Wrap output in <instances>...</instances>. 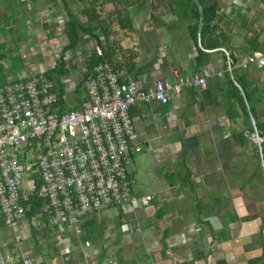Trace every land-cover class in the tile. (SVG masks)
<instances>
[{"label":"crops","instance_id":"1","mask_svg":"<svg viewBox=\"0 0 264 264\" xmlns=\"http://www.w3.org/2000/svg\"><path fill=\"white\" fill-rule=\"evenodd\" d=\"M64 1L79 20L85 19L80 11L81 2ZM236 3L235 0L229 2ZM41 4L43 6L39 7ZM239 4L244 7L246 3L239 0ZM61 5L60 0H0L6 18H11L15 11L22 14L17 29L8 27L10 24L3 26L14 30H8L10 38L19 39L16 52L22 59V67L13 72L35 70L40 66L45 70L53 63L46 43H38V51L27 44L34 41L37 27L47 36L54 24V33H58V20L65 19ZM102 8L97 9L101 18L110 12L112 5L104 3ZM146 9H128L132 29L119 28L114 23L111 26L112 60L116 68L110 65L119 82L132 77L140 85L150 86L155 79L171 78L172 69L185 75L203 73L208 68L223 69L222 74L208 73L203 88H184L165 104L154 101L132 103L128 108L133 125L132 141L141 146L139 151L150 147L155 157L154 165L148 167L149 174L158 181L155 189L146 191L152 194L151 200L144 208H135L128 214L117 211L113 214L111 209H106L84 216L78 222L77 230L65 226L60 229L49 227L50 237L40 239V244L46 247L37 243L32 245L26 230L17 240L8 237L3 245L8 241L11 245L13 241L17 242V258L29 256V264H108V259L111 260L109 264H247L248 259L259 253V216L255 215L258 211L249 209L240 186H231L233 175L223 167L222 156L216 154V150L232 143L230 137L231 141H226L227 138L223 140L222 136L225 127L230 129L229 125H224V121L228 123L229 120L224 112V73H229L234 63L230 64L227 54L229 67L224 65L217 47L218 50L204 49L206 63L194 67L195 50L187 37L185 23L166 16L169 29L153 28L144 20L149 15ZM36 21L40 23L38 26ZM41 23L45 25L41 26ZM53 37L49 36V39L57 40ZM35 38L37 40L38 36ZM163 38L172 39L174 45L163 43ZM83 40L91 45L86 35L81 34L72 59L67 61V75L76 73V78L86 61V52L81 46ZM35 54L43 62L36 68ZM6 61L10 60L3 61L5 67L9 66ZM144 63L148 64V69L139 68ZM129 64L132 69L126 71L124 65ZM250 67L255 68L249 66L247 70ZM233 83L236 84L234 80ZM262 83L257 82V85ZM67 97L70 98V93ZM174 134L176 138H172ZM162 137L167 140L162 141ZM87 232L84 240L79 238ZM1 244L0 254H5ZM102 248L104 254L97 262ZM12 262L7 260L5 264Z\"/></svg>","mask_w":264,"mask_h":264},{"label":"built area","instance_id":"2","mask_svg":"<svg viewBox=\"0 0 264 264\" xmlns=\"http://www.w3.org/2000/svg\"><path fill=\"white\" fill-rule=\"evenodd\" d=\"M64 44V39L52 41V60L60 54L69 60L68 49L61 53ZM239 65L257 68L264 83V50H251ZM43 71L41 66L17 70L0 82V227L10 229L15 240L22 235H15L17 230L29 227L25 211L33 195L43 200L44 224L56 229L77 230L84 216L111 207L120 214L144 208L152 194L133 192L126 171L131 154L141 149L132 141L129 106L165 104L184 88H203L208 73L221 75L223 69L190 75L172 69L171 78L142 86L132 77L119 82L111 65L99 61L84 79L62 77L61 94ZM77 85L82 93L75 91ZM68 100L73 107L64 109ZM9 254H0V264ZM30 259L22 257L23 264Z\"/></svg>","mask_w":264,"mask_h":264},{"label":"trees","instance_id":"3","mask_svg":"<svg viewBox=\"0 0 264 264\" xmlns=\"http://www.w3.org/2000/svg\"><path fill=\"white\" fill-rule=\"evenodd\" d=\"M60 1L62 2L61 8L65 16L58 31L65 39V44L61 47V53L68 49L70 54L73 55L81 34H85L86 39L91 41L89 51L86 54L84 70L80 71L78 79H84L88 71L91 70V67L99 61H106L111 64L113 68H116V66H114L115 62L112 60V42L110 39L111 26L114 23L119 28L132 29L128 17L129 8L139 10L145 7V9L148 8L150 11L157 10L156 12L149 13L153 28L160 26L164 27L166 30L169 29L170 25L164 19L166 16H171L174 21L185 23L187 37L191 40L195 50L193 66L196 68L204 66L206 63L207 52L204 49L211 50L212 48L219 47L224 65L226 64L224 63L226 58L225 53H227L230 58V64L237 61V57H235L230 50H227L228 47L230 48L228 44L230 36L225 29L228 28L230 21L228 14L230 12L229 9H223L218 0H75L81 2L80 11L85 16V19L82 21L69 10L66 1ZM104 3H110L112 9L101 18L99 17L97 9L103 10L102 6ZM263 6L264 5H262V8ZM1 19H3L2 16H0V32L4 30ZM42 25L44 26L45 23H42ZM53 26L54 24H51L47 37L50 36L51 38L55 36ZM8 30L11 31L10 29H7V31ZM24 36L25 35L22 37ZM256 38L257 35L253 34L252 37L248 39V50H255ZM18 40L17 38H10V41L13 43L12 46H10V44L7 46L5 42H0V82L5 79L7 74L22 67L20 54L13 52L17 46ZM6 59L10 60L9 66L7 67L3 65V61ZM144 64V66L139 68L148 69V64ZM124 67L127 68L126 71H130L132 69V64L124 65ZM254 69L259 71L257 68ZM68 72L69 67L67 65V60L63 59L60 54L57 59L53 60L52 64L45 68L42 74L53 82L57 93L61 94L63 90L60 79L66 76ZM224 76L225 84L227 85V89H225L224 112L227 118L232 120L233 124L236 123V120H239L238 126L235 125L233 128L229 129V137L242 147L249 140L255 141L252 137L255 130L261 133L259 151L254 146V143H250L251 157L256 163L255 169L252 175L245 178L240 184L241 188L244 184L259 186L257 193L258 197L254 199L262 201L263 205L262 208L255 213V215L259 216L257 235V242L260 248L259 253L247 261V264H256L261 258L264 259V239L261 232L262 226H264V210L261 212L264 208V109L262 106L264 83L258 88L257 79H253L249 83V81H245L243 76H239L236 79L234 77H229L227 73H224ZM232 79L235 80L238 87L233 83ZM75 91L82 93L79 85H77ZM251 119L253 121L252 124ZM174 176L173 174V179ZM186 182H188V180H186ZM243 189L244 188H242L241 191L242 194L245 192ZM42 201L41 197L33 195L28 200L29 208L25 211L28 221L34 220L35 223L33 225L29 223L28 235L31 238L32 245L38 243L39 238L45 239L50 237L49 227L44 224L45 218L39 212ZM37 225H41V227L38 228ZM88 234L87 232L80 235L79 238L84 240ZM98 234L100 235L101 232L99 231ZM6 246L11 253L13 251L11 241H8ZM104 250V248L101 249L97 262L101 260ZM10 264H23V262L21 258H17L16 261Z\"/></svg>","mask_w":264,"mask_h":264},{"label":"rangeland","instance_id":"4","mask_svg":"<svg viewBox=\"0 0 264 264\" xmlns=\"http://www.w3.org/2000/svg\"><path fill=\"white\" fill-rule=\"evenodd\" d=\"M150 1V0H147ZM243 1V0H242ZM245 1V6L239 7L238 5L235 6L234 4H229L230 0H218L220 6L223 9H228L229 8V12L230 14L228 15L230 21L228 24V28L225 29V31L229 34L230 38H229V46L227 50H230L235 57H237V61L236 63L232 64L231 68L229 69V73L227 72V74L232 77H234L235 79L238 78L239 76H243V78H245V81H250L253 79H257L258 84L262 83V79H261V75L260 72L255 70L254 68L250 67L249 70H247V68L245 67H241L239 65V61L240 59L248 52H250L251 50H248V39L250 37H252L253 34L257 35L256 38V46H255V50H262L264 49V6L262 8V5H264V0H244ZM43 6L42 4L39 5V7ZM1 7V6H0ZM238 7V8H237ZM7 10V9H6ZM0 11H2V9L0 8ZM9 11V10H7ZM148 13L150 12H156L157 10H153L150 11L149 9L145 10ZM136 12V11H134ZM5 15H7L4 11H2V17L3 19H1V23L3 24V26L5 24H10L14 29H17L19 23L21 22V18H22V14L20 12H16L12 13L10 16L11 18H6ZM145 22L148 25H152L151 21H150V17L149 15H146V17L144 18ZM37 24V26L40 24L39 22H35ZM42 26V23H41ZM60 27V25H58ZM8 27H3V31L0 32V41L1 42H5V44L8 46L10 44V46L13 45V43L10 41V37L8 36V31L7 28ZM49 27V26H48ZM43 28V27H42ZM35 31V30H34ZM11 32H14V30L12 29ZM36 32L37 34L34 35L33 39L34 41H32V43H28L27 45L31 46L32 45V49H34V51H38L37 49H39L37 47L38 43H42L45 45H48V47H50V44H52V40L49 39V37L46 36V34H44V32L37 27L36 28ZM38 36V39L36 40L35 37ZM64 39L62 35H60V33L55 34V36L53 37V39ZM65 40V39H64ZM172 39H166L163 38L162 42L168 44L169 46H173L174 43L172 42ZM84 43H81L82 47H84V51L87 52L89 51V44L83 40ZM175 42V41H174ZM26 44V43H25ZM24 45V44H23ZM18 46V44H17ZM47 48V47H45ZM13 52H16V48ZM12 52V53H13ZM18 53V52H16ZM38 53V52H37ZM39 54V53H38ZM51 54V53H50ZM79 54V53H78ZM73 56V55H71ZM70 56V58L72 59V57ZM77 56V54H76ZM47 58V56H45ZM44 57V58H45ZM69 58V59H70ZM33 60H34V67L36 68L37 65L42 64V60L40 58H37V55L35 54L33 56ZM68 61V60H67ZM10 61H6V63H9ZM187 72H189L187 70ZM73 75H70L72 78H76V73H72ZM250 75V76H249ZM249 77H251V79H249ZM62 78V77H61ZM234 80V79H233ZM235 81V80H234ZM248 83V84H249ZM237 86V84H235ZM238 87V86H237ZM257 87L259 88L260 86L257 85ZM225 89H227V85L225 84ZM226 92V91H225ZM225 92H224V98H225ZM263 98V97H262ZM263 109H264V98H263V103H262ZM73 107V102L71 100H68L63 108L64 109H70ZM250 118V117H249ZM150 119V118H149ZM156 122H159V119L156 120ZM228 123H225L224 121V125H229L230 128H233V126H238L239 124V120H236V123L233 124L232 120L229 119L227 121ZM253 123L252 119H251V124ZM225 131L224 135L222 136V139H226V141H231L229 139V129L227 127H225ZM151 133H153L154 135V131H152ZM255 137V136H254ZM172 138H176V135H172ZM169 139V138H168ZM260 139V138H259ZM259 139L258 138H254L252 140H249L244 146L240 147L237 143L231 141L232 143L228 144L227 146H224L220 149H218V151L216 150V154L217 156H222L221 158V162L223 163V167L226 168L228 170V173L232 174L233 177H231V186H240V184L243 182V180H245V178L249 177L252 175L254 169H255V160L251 157V145L250 143H254V146L257 148V150L259 151L260 149V145H259ZM162 141L167 140L166 137H162L161 139ZM150 144V141H149ZM216 154H214L216 156ZM155 157L153 155V152L150 151V147H146L141 151L138 152H133L131 154V162L126 166V171H127V175L130 181V186L133 192L136 193H144L146 191H151L152 189H155L158 186V181H155L153 179V177L149 174V170L148 167L154 165L155 163ZM222 165V164H221ZM229 174V177L231 176ZM236 174V175H235ZM243 190L245 191L243 193V197L244 200L247 201L248 206L250 207V210L253 211H258L260 210V208H262V201H258L255 200L254 198L258 197V190H259V186H255V185H251V184H244ZM242 188L240 187L241 191ZM257 195V196H256ZM223 198V197H221ZM111 212L114 214V212L116 213V208L111 207ZM264 208L262 209L261 212H263ZM30 223L33 225L35 224L33 220L30 221ZM24 229H20L17 230L15 232V235H20L23 232ZM27 233H29V227L28 229H26ZM264 226H262V236L264 239ZM0 233H2V235H0V242L2 243V253H6L9 252V248L6 245H3L6 242V239H8V237H12L13 233L10 231V229L5 228V227H0ZM7 237V238H6ZM110 237V236H108ZM21 242V241H20ZM39 246H44L45 244L41 243L40 244V238L38 239V243ZM13 251L9 254V261H16L17 257H18V251H17V242L13 241ZM46 247V245H45ZM48 250V247H47ZM263 258L260 259V262ZM258 264H264V259L262 260V263H258Z\"/></svg>","mask_w":264,"mask_h":264},{"label":"water","instance_id":"5","mask_svg":"<svg viewBox=\"0 0 264 264\" xmlns=\"http://www.w3.org/2000/svg\"><path fill=\"white\" fill-rule=\"evenodd\" d=\"M254 136H255V137H254ZM252 137H253V139H254V138H258V139L261 138V133H260V131L255 130V131H254V134H253ZM261 166H262V164H261ZM263 232H264V231H263Z\"/></svg>","mask_w":264,"mask_h":264}]
</instances>
